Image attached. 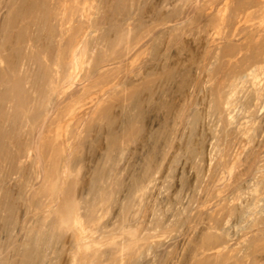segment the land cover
<instances>
[{"label":"rangeland","instance_id":"1","mask_svg":"<svg viewBox=\"0 0 264 264\" xmlns=\"http://www.w3.org/2000/svg\"><path fill=\"white\" fill-rule=\"evenodd\" d=\"M0 264H264V0H0Z\"/></svg>","mask_w":264,"mask_h":264}]
</instances>
